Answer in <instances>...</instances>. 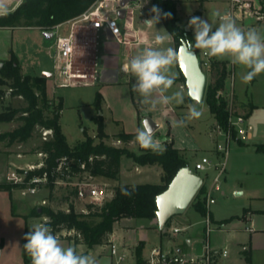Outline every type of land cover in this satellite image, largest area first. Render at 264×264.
I'll return each instance as SVG.
<instances>
[{
    "label": "rangeland",
    "instance_id": "374dc122",
    "mask_svg": "<svg viewBox=\"0 0 264 264\" xmlns=\"http://www.w3.org/2000/svg\"><path fill=\"white\" fill-rule=\"evenodd\" d=\"M23 1L24 0H0V14L13 11ZM152 1L153 0H132L128 2L130 6H134L136 2H139L141 6L144 5V12H148L152 6ZM207 1L208 0H206V2ZM228 1L232 2L233 0ZM206 2H204L205 9L203 10H200L202 6L199 4L197 5L192 2L184 3L182 5L181 12L183 15H188L196 8V10H199V17L208 20V22L212 24L213 28L215 29L220 23V18L217 13L224 14L225 7L217 9L214 6L211 7ZM237 2H246L248 4L245 9L242 8V6H239L235 12V16L238 18L239 22L244 24L245 27L251 26L257 19L253 11L256 10L254 7H259L257 8V12L261 18L264 17V5L261 6V3L264 2V0H237ZM117 5V2H111L109 3L108 7L110 8ZM224 5L226 4L224 3ZM139 13L140 11L138 9L133 11V15L136 18V22L134 24L135 27L140 24ZM110 15L113 17H118L117 13L114 12H111ZM187 17L189 18L188 20L191 19V17ZM118 21L121 25L123 34L124 19L118 17ZM159 21L161 22L162 19H159ZM143 27L149 31H153L151 39L154 38L155 34H159L161 32L156 28L157 23L152 27L144 24ZM103 29L104 28L99 31V36L97 38V58L95 65L97 70V78L95 80H90V82L87 83L72 84L66 87H57L55 84V77H50L49 83L47 84V93L50 101L48 103L49 107L46 109L45 113L51 114L50 109L58 105L60 96L63 97L64 104L61 111L60 123L67 142L71 147L83 142L86 139L87 134L95 137L96 142L99 141L97 136L99 128L95 119L101 118V116L98 115L99 111L93 105L95 94L98 90H101L104 96V105L101 110L104 112L106 117L104 124L105 131L116 130V123L114 119L111 118V116L123 118V123L126 125L127 130L133 133H136L137 129L142 130L145 128L144 122H140V120L138 122L137 114H133V112L136 111L134 97H138L140 95H134L130 89L121 86L114 88H101L102 85H100L98 75L101 66V48L102 43L105 40ZM69 30L70 23H65L58 33L67 34ZM190 30L193 34L194 30L191 28ZM257 31L262 36H264V22ZM167 32L168 31L165 33ZM58 33H54L52 37H47L41 29L35 27H18L15 29L14 36L8 35L6 42L9 44L11 49L10 54L12 56H17L16 54H18L19 58H22V62H24L26 65L24 67L25 70H32V68L36 67L35 64L37 61L43 60L47 67L56 72L55 68L53 67L54 57H52L49 53L52 54L55 51L54 44ZM2 41L3 40L0 34V42ZM151 47L156 48L154 43L151 45ZM139 49L140 50L136 51L135 53L140 54L145 49V46L142 45ZM197 50L199 51L198 53L202 52V50ZM229 68L230 72L226 81L227 89L231 90L233 86L240 98H243L246 101L250 100L257 104H264V73L259 74L257 76V80L251 81L249 83H243L241 78L247 72V69L241 65H236L235 68L229 65ZM39 73L42 75V71ZM125 77L127 78V76ZM207 77L208 85L209 82L214 80L215 74L213 72L207 71ZM3 87L5 89H9L11 92L8 86ZM176 90L182 91L183 94L186 91L184 88L179 86V83H177ZM24 105H26V102L22 96H6L1 103L0 111H12L14 108ZM39 105L45 108L41 98H39ZM192 105L197 107L201 115L197 118V122L190 120L186 123V126L183 127L173 126L174 121L180 120L178 109L177 116H163L160 111L157 109L154 110V113L160 114L162 126L158 127V129L155 131L153 139L159 140L162 144V136L169 134L173 146L188 147L193 150L194 154L193 157L189 159V165L196 173L203 176L205 185L210 191V195L214 197V201L209 202V205H207L206 200L207 207L209 206L208 208L212 210L217 218L231 217L234 215L232 216L231 220H233L234 224L237 225L238 219L242 218H239V216H242L246 210L255 209V207L260 208V206L264 207V178L262 177L261 179L263 180L259 182V178H257L250 168H240V166H237V162L239 164L238 158L240 157L238 152H235L237 151L236 147H238L236 141L237 138H232L230 141V148L226 162V171L220 178L219 186L213 188L212 190V182L214 181V177L217 175L218 171L213 169L209 170L208 168L205 170H197L195 168V161L200 159L203 155L210 156L211 154L208 147L213 144V141L208 135L205 123H212L214 121V116L212 115L205 99L203 102L196 101ZM19 117L20 113H16L13 114V117L10 120H0V135H4L0 136V145H5L6 143L7 145H9V143H20V141L9 142L7 140V134L13 131L19 125H22L23 121ZM247 121L252 124L253 131H258L259 137L257 140H259L261 143H264V106L254 109L250 115L247 116ZM189 123H192L194 127L190 126ZM42 130L43 129L36 127L33 131V135L24 141L27 143L20 147V150H18L23 153H36V157H38L37 162L43 160V156L40 155L41 149L38 148L44 140ZM241 139L244 140L246 138L243 137ZM105 142L107 144L132 151L130 148L131 145L128 146L129 144H126L124 141L118 142L115 138L111 137L107 138ZM218 142L224 143V136H220ZM252 142L253 141L250 142V148L245 150L247 157L251 160V163H253L256 147V145ZM257 151L262 152L263 150H259L257 148ZM196 156H198V158ZM26 169L27 168L23 167L17 168L15 173H17V175H23ZM74 182L75 179L71 177H64L63 179L59 178L58 182H56L54 177L50 176L46 183L39 184V191L37 193L29 192L26 195L21 194L18 187H12L11 192H13L15 195L13 201L14 205L21 206V212L31 215L27 217V222L23 216L11 218L10 208L8 206L9 204L6 201H3L2 198L0 199V239L2 241L3 248L0 264H30L29 261L31 258L23 248V245L26 243L24 241V230L26 223L28 225L27 228L30 230L34 224L38 222H45L48 219V217L45 215H39V211L46 212L47 209H63L69 211L70 205L73 204L75 207L74 210L76 212L87 213V211L83 210L86 209L87 202L77 199L75 194H73V189L75 188ZM258 186L261 188L259 189ZM261 189L262 193L259 191ZM255 195L260 197H254ZM43 200L46 201L43 202ZM193 202L194 200L192 203ZM192 203L188 207V212L181 216V222L190 224L189 230L190 232L194 233V242L188 246L183 234L185 232L183 231L173 234V232H170V225H167L162 236L163 249L168 250L171 245L179 244L181 247H183L184 253L191 255L195 254V252H197L199 249L203 250L206 242H211V240H213L215 233L213 230L210 232L207 231L206 216L194 208ZM88 219L95 223L101 220L99 216L88 217ZM255 219L256 224L261 225L260 223L264 222V212L256 211ZM116 225L118 226V224ZM211 225L214 227L213 221ZM67 231L68 230L65 229L61 230L57 233V236H66L68 235ZM74 233L75 232H72V234ZM211 233L212 238H209ZM218 235L219 233H217L216 237H218ZM129 242H131L130 239ZM115 244L118 245V242L116 241ZM152 244L160 245V239L154 237L146 242L144 246L145 255L149 254ZM99 247L100 246H96V248ZM110 247V244L107 245L106 250L110 249ZM119 247L120 246L118 245V248ZM119 252L121 251L119 250ZM130 260H132V256L127 254L123 260V264H128Z\"/></svg>",
    "mask_w": 264,
    "mask_h": 264
},
{
    "label": "crops",
    "instance_id": "0c3cea01",
    "mask_svg": "<svg viewBox=\"0 0 264 264\" xmlns=\"http://www.w3.org/2000/svg\"><path fill=\"white\" fill-rule=\"evenodd\" d=\"M187 2H192L194 4H199L202 6L200 10L205 9L204 2L206 0H177V14L179 17V22L182 26H185L188 24V17L193 16V14L196 11V8L189 13L188 15L182 14V5ZM206 3H208L211 7H216L217 9H221L222 7H225L224 14H220L221 16L226 15L229 11H231V2L228 0H208ZM224 3L226 5H224ZM136 5H140L139 2L135 3ZM264 5V2L261 3V6ZM144 5H140L139 7H136L134 10L138 9L140 11L139 13V21L140 24L135 27L134 24L136 22V18L133 15V19H128L126 21L124 19V31L122 34V37L120 39L114 37V35L109 31L107 27H103V31L105 34V40L102 43L101 48V66L99 70V82L101 88H114V87H124L130 89V91L134 95H139L136 92L132 91V85L135 83V77L132 76L130 73L124 71V66L128 64L132 57L138 55V53H135L136 51L140 50L139 48L144 45L145 48L151 47V45L154 43L156 48H172L175 52V60L172 65L171 71L176 74V80L173 85V87L169 90L168 94L170 95L172 92L177 91V83H179V86L181 88H184L186 91L184 93V103L180 105L172 104L168 106H161L156 107L155 109H151L150 105H145L142 103V98L140 96L134 97L136 111L133 112V114H137L138 122L140 120L144 122L145 117L150 116L155 122L158 123V127L162 126V120L160 119V114H156L153 111L158 110L160 113L168 116H177V109L179 110V118L185 119L188 115L189 106H192L194 102L197 100H188V90L185 85V80L183 79V73L179 67L178 60H177V48L176 43L173 35L168 31L166 28L163 20L157 23V29L161 31L159 34H155L154 38L151 39V35L153 34V31H149L143 27L145 24L144 22L148 19H151L153 14L151 13V8L148 12H144L143 10ZM256 10H253L257 19L255 23H253L249 27H245L242 22H239L238 18L235 16L234 20L236 21L237 25L240 26L243 30H248L250 28H254L258 30L261 26V24L264 22V17L259 18V13L257 12V8L254 7ZM236 12V11H235ZM184 13V12H183ZM120 16L123 18L124 12H120ZM200 16V14L198 15ZM161 19V18H160ZM18 27H35L38 29L43 30V33L47 31L46 29L40 27V26H0V34L2 37V42H0V60L6 61L11 59L12 55L10 54V47L9 44H7V37L8 35L14 36L15 29ZM152 27V26H149ZM102 30L99 29L97 31H90L89 33H96L99 36V31ZM164 30V31H163ZM167 33H165L166 31ZM122 31V30H121ZM160 35L164 37L163 41L159 44L156 42V36ZM194 38V33L192 34ZM98 44V43H97ZM97 46V45H96ZM51 52V51H48ZM199 52V51H198ZM91 51V57L92 56ZM52 57H54V68H55V51L51 54ZM17 60L21 66L23 74H32V75H41L39 72H49L51 75L47 78V84L49 83L50 77H55V72L51 70V68L47 67L46 63L44 61H37L36 67L32 68V70H25L24 67L26 66L24 62H22V58L20 59L18 54H16ZM78 61H89V54L86 50V46L81 44L80 46V54H78ZM97 55V54H96ZM20 60H19V59ZM217 60H227V67L230 72L229 65L233 68L236 67V65H233L228 58H219V57H213ZM230 62V63H229ZM248 71V69H247ZM127 76V78L125 77ZM228 79V77H227ZM226 79V81H227ZM257 80V76L255 78ZM56 81V79H55ZM101 92V90H99ZM102 93V92H101ZM221 93L226 97L227 100L234 103V107L237 110V112L245 114L246 116H249L250 113L254 110L259 108L260 106H264V104H257L250 100L246 101L243 98H240L239 94L236 92L234 87L232 86L231 90H228L225 86L221 89ZM103 95V94H102ZM60 98L63 97L60 96ZM205 99V98H204ZM204 101V100H203ZM202 101V102H203ZM104 103V96L102 99L101 107L97 108L94 104V106L98 109L99 114L103 120V123L105 124L106 117L104 115V112L101 110ZM64 104V102H63ZM251 104L254 106L251 107ZM209 107V106H208ZM110 113V111H109ZM213 115V113H212ZM214 116V115H213ZM95 117V116H94ZM116 123V130L115 131H104L108 134V136L105 138H115L116 140L119 139L116 134L125 131V132H131L127 130L126 125L123 123V118L120 117H113ZM96 120V119H95ZM194 122H197V118L192 119ZM206 128L208 131V135L210 139L213 141V144L208 147L210 151V158H211V165H209L208 169L217 170L216 163L220 159L219 153L217 151V142L220 137V135L216 134L215 126L217 124V119L214 116V121L207 122ZM190 126L194 125L192 123H189ZM145 126V125H144ZM146 127V126H145ZM158 127L153 131L158 129ZM258 131L252 130L251 133L246 137V139L242 140L241 138H237V146L235 152H238L239 154V164L237 162V166L240 168H250L253 173L259 178V182L262 181V177L264 178V151L259 152L257 151L258 144H264L261 143L258 139ZM136 136V135H135ZM135 136L125 142L126 144H129L131 150L135 153H141L143 151V148L139 146V144L136 142ZM162 144H160V150H163L168 144L172 143L171 138L169 134H166L165 136H162ZM123 141V140H122ZM256 145L255 147V156L253 157V163H251V160L247 157V153L245 150L247 148H250V142ZM27 142H20L18 144L15 143H7L4 145H0V181H7L9 180L10 176L15 173V170L17 168H28L30 164H36L38 163V157H36V153H23L19 148L25 145ZM134 148H133V147ZM180 149V154L188 161L189 165V159L193 157V150L188 147H177ZM237 156V154H236ZM198 158V156H196ZM190 167V165H189ZM191 168V167H190ZM192 169V168H191ZM193 170V169H192ZM164 174V170L161 164L159 163H147V164H140L131 156L128 155H122L121 156V164H120V171L116 178L104 176V175H95V181H97L99 184L104 185L107 187L109 191L112 192V195H114L115 187L118 184H129V185H136L139 183H160L162 181V177ZM200 175V174H199ZM202 178L203 176L200 175ZM203 184L204 178H203ZM212 190L215 188L214 181L212 182L211 186ZM260 189L261 187L258 186ZM208 190V189H207ZM209 191V190H208ZM260 193H262V189L259 190ZM238 193V192H237ZM14 193L7 191V190H1L0 191V199L2 198L3 201H6L10 208V217L15 218L19 216H23L24 214H27L25 212H21V206L14 205ZM254 197H260V196H254ZM214 201V197L211 195L210 202ZM15 208V209H14ZM195 208V207H194ZM20 209V210H19ZM210 210V209H209ZM212 213V221L214 222V228L212 229L215 235L213 236V240H211L210 244L213 248H221V247H227L229 249V256L228 258L223 262V264H264V222L260 223L261 225L256 224L255 219V212L260 211L264 212V207L256 208L255 209H248L246 212L242 214L241 219H238V224H234L233 220H225L226 218L230 217H223V218H217L215 214L210 210ZM188 212V208L181 214L175 215L171 218L169 224H166L164 227H161L157 216L154 218H146V217H133V216H123L119 218L114 223L113 232L110 234V240L109 243L104 244H95L92 247H88L85 243L79 241L76 242L73 238H69L66 236H58L61 240L62 244L64 246H72L77 249L79 253L88 254L91 252L99 261L100 264H123V260L117 261V255L118 254H124L125 257L127 254L132 256V260L128 262V264H136V253L135 249L140 244L142 245V258L144 259L147 255L144 254V246L149 239H152L154 237H157L160 239V245L158 244H152L150 249L153 246H160L161 248L163 245L162 236L164 234V229L167 225H170L171 230L170 232H173V228L178 226L181 227V231L179 232H173V234H177L180 232H185L184 238L188 246H190L194 240V233L190 232L189 227L190 224L186 222H181V216ZM234 216V215H232ZM231 216V217H232ZM27 222V221H26ZM180 223V224H179ZM118 224V226L116 225ZM27 223L25 225L24 230V236L26 234L27 229ZM217 233H219L218 237ZM221 233V234H220ZM216 237V238H215ZM209 238H212V233L209 235ZM129 239L131 242H129ZM25 241V239H24ZM118 242V245L120 246L118 248V245L115 244V242ZM116 245L117 248V255H114L110 249L106 250V246L110 244ZM96 246H100L99 248H96ZM2 241L0 239V261L2 258ZM119 250L121 252H119ZM166 250V249H165ZM168 250H177L183 252V247H181L179 244L171 245ZM250 251V257L247 258L245 251ZM203 250L199 249L195 254L201 253ZM124 257V258H125ZM31 264V260L29 261Z\"/></svg>",
    "mask_w": 264,
    "mask_h": 264
},
{
    "label": "trees",
    "instance_id": "16d2710c",
    "mask_svg": "<svg viewBox=\"0 0 264 264\" xmlns=\"http://www.w3.org/2000/svg\"><path fill=\"white\" fill-rule=\"evenodd\" d=\"M92 2L93 0H24L13 11L0 14V26H40L50 30L55 24L77 17ZM154 5L161 10L160 18L173 35L177 49L185 39H188L193 44L195 43L191 30L186 31L185 27L179 22L177 0H153L152 7ZM165 13H170V17L166 18L164 16ZM198 15L199 11L193 14V16ZM227 62V60H217L212 57L209 71L213 72L215 77L213 81L208 83L205 93V100L211 113L224 128H227L229 120L228 100L225 96L219 94V91L225 86L229 75ZM183 79L185 80L184 76ZM3 86L11 88V92ZM14 95L22 96L26 105L16 107L12 111H0V120H10L13 114L20 113L19 118L23 121L22 125L7 134L9 142L26 141L33 135L36 127L52 129L51 135L43 140L38 147L46 153L43 158L44 165L29 170L27 179L32 175L42 174L44 170L50 171L57 165L58 158L63 155H68L72 160L70 172L73 175L89 171L93 175L116 178L120 171L121 156L123 154L133 157L140 164L159 163L164 170L160 183L118 184L115 187L112 198L102 205L93 208L92 204H87V213L76 212L73 204L70 205L69 211L47 209L46 212H38L37 210L39 215L48 217L44 223L50 225L55 235L63 229L74 230V234H68L66 237L73 238L76 242L81 241L88 247H92L95 244L109 243L114 223L119 218L123 216L156 217L157 195L167 188L171 179L181 167L188 165V161L180 154V149L173 146L172 143L168 144L163 150L143 149L139 154L128 151L125 148L107 144L105 138L108 134L104 131V123L101 118L96 119L99 128L97 134L99 141L96 142L95 137L87 134L83 142L71 147L67 142L60 123L63 108L62 98H60L56 107L50 109L51 114H46L45 111L48 109L50 101L47 93V78L41 75L23 74L15 55L11 59L4 61V64L0 67V106L4 97ZM39 98L43 101L45 108L39 105ZM102 99V93L99 90L96 91L93 104L100 108ZM187 99L191 100L189 96ZM253 106L251 104V107ZM135 135L136 133L125 131L116 134L118 138L125 142L131 140ZM234 136H236L235 131ZM257 148L264 151V144H258ZM91 156L92 158H90ZM82 162L85 163L84 168L80 166ZM23 185L24 183L0 181V191L8 190L11 192L12 187ZM122 187L130 191L132 195H122ZM73 194H76L75 188L73 189ZM206 194L207 187L203 184L196 194L192 205L205 216L209 214L212 219V213L206 205ZM28 216L31 215H23L26 221ZM92 216H99L101 220L97 223L90 221L88 217ZM231 218H226L222 221H227ZM170 220L171 218L166 224H169ZM29 231L27 228L26 233ZM135 253L136 264H141L144 260L142 258V245L139 244L136 247ZM245 254L249 259L250 251L246 250Z\"/></svg>",
    "mask_w": 264,
    "mask_h": 264
},
{
    "label": "built area",
    "instance_id": "2783aa9c",
    "mask_svg": "<svg viewBox=\"0 0 264 264\" xmlns=\"http://www.w3.org/2000/svg\"><path fill=\"white\" fill-rule=\"evenodd\" d=\"M117 2V6L108 7L109 3ZM231 11L226 15L235 18V11L239 6L246 8L248 5L246 2L240 3L237 0L231 2ZM140 5L130 6L129 2L124 4L121 0H93L91 5L83 11L80 15L73 19H69L64 22L55 24L50 30L54 33L64 26L65 23H70V30L67 34L58 33L55 40V84L57 87H66L72 84L87 83L90 80L97 78L96 65V51H97V38L96 33H89L90 31H97L103 27H107L114 37L120 39L122 37L121 25L118 21L120 12L123 10V19H133V11ZM111 12L117 13L118 17L110 15ZM259 18L261 16L258 15ZM81 44L86 46L90 60L78 61V54H80ZM91 51L92 56L91 57ZM199 54L200 65L202 69L207 73L211 66L212 57H209L202 51ZM11 90V88H10ZM221 93V90L219 91ZM224 96V95H223ZM229 120L227 128L222 127L218 122L215 126L217 135L224 136V143L217 142V151L219 153V160L216 163L217 175L214 177L215 187L219 186L220 178L226 171V162L230 148V141L232 138H246L253 130L252 124L247 121L245 114L237 112L234 107V103L228 100ZM234 131L236 136H234ZM52 133V129H43V139H47ZM118 142L122 140L117 139ZM40 155L43 158L46 153L40 151ZM92 158V156L90 157ZM71 159L68 155H63L58 158L57 165L49 170H44L42 174L32 175L27 179V173L29 170H33L44 165V160L30 164L23 175H17L13 173L9 180L15 183H24L23 186L18 187L21 194L37 193L39 191V184L46 183L50 176H53L55 181L58 182L59 178L71 177L75 179V197L80 200H84L87 204H92L93 208L102 205L104 202L112 198V192L104 185L98 184L95 181V175L89 171H83L79 175H73L71 171ZM211 158L207 155H203L200 159L195 161V168L197 170H205L211 165ZM82 168L85 167V163H80ZM207 205L210 202V191L207 190ZM46 200H43L45 202ZM209 207V206H208ZM209 209V208H208ZM88 212V208L83 209ZM212 219L209 214L206 215V228L210 232L214 227L211 225ZM181 231V227H174L173 232ZM68 234L75 232L74 230L67 231ZM111 251L114 255H117L116 245H111ZM230 252L227 247L213 248L209 241L206 242L203 251L197 254H186L177 250H165L160 246H153L149 254L144 258L141 264H223L228 258ZM124 254H118V262L124 259Z\"/></svg>",
    "mask_w": 264,
    "mask_h": 264
},
{
    "label": "clouds",
    "instance_id": "9594fccd",
    "mask_svg": "<svg viewBox=\"0 0 264 264\" xmlns=\"http://www.w3.org/2000/svg\"><path fill=\"white\" fill-rule=\"evenodd\" d=\"M151 19L144 23L153 26L159 22L161 10L157 6L151 8ZM217 15L220 23L215 29L208 20L193 16L188 21V27L194 30V41H186L189 51L199 49L209 57L228 58L233 65H241L248 69L242 76L243 83L251 82L256 76L264 73V36L256 29L243 30L236 21L228 16ZM164 16L170 17V13ZM164 37L157 35L159 44ZM195 55L194 51L192 52ZM175 60L172 48H145L140 54L131 58L124 66V71L135 77L132 91L138 93L143 99L142 103L150 105L151 109L159 106H168L173 103H184L182 91L168 94L173 87L176 74L171 71ZM201 115L196 106H189L185 119L173 122L174 127L186 126V123ZM153 130L145 127L137 129L136 142L143 149L160 150L161 142L153 139ZM122 195L131 196L126 188L121 189ZM26 243L23 245L31 264H100V261L91 253H79L75 247L64 246L57 235L53 233L50 225L44 222L34 224L25 234Z\"/></svg>",
    "mask_w": 264,
    "mask_h": 264
},
{
    "label": "water",
    "instance_id": "95a60500",
    "mask_svg": "<svg viewBox=\"0 0 264 264\" xmlns=\"http://www.w3.org/2000/svg\"><path fill=\"white\" fill-rule=\"evenodd\" d=\"M132 0H121L124 4ZM123 12V10H122ZM186 31L190 30L188 25L185 26ZM47 37H52L54 32L47 30L44 33ZM189 41L185 39L177 49V60L179 67L185 77V85L188 90V96L199 102L205 98L207 88V73L200 65L199 54L196 49L189 51ZM195 55L193 56L192 52ZM4 61L0 60V67ZM51 73L44 72L41 76L49 77ZM144 125L150 127L153 131L158 127L150 116L145 117ZM203 185V178L192 170L189 165L181 167L174 177L171 179L167 188L157 195L156 216L161 227H164L167 221L175 215L183 213L189 205H191L199 189Z\"/></svg>",
    "mask_w": 264,
    "mask_h": 264
},
{
    "label": "bare ground",
    "instance_id": "6f19581e",
    "mask_svg": "<svg viewBox=\"0 0 264 264\" xmlns=\"http://www.w3.org/2000/svg\"><path fill=\"white\" fill-rule=\"evenodd\" d=\"M11 2V1H10Z\"/></svg>",
    "mask_w": 264,
    "mask_h": 264
}]
</instances>
